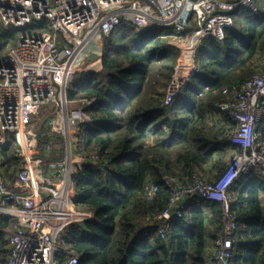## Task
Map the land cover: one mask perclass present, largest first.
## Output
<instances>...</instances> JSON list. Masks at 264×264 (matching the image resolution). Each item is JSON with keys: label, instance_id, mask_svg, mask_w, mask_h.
Masks as SVG:
<instances>
[{"label": "trees", "instance_id": "trees-1", "mask_svg": "<svg viewBox=\"0 0 264 264\" xmlns=\"http://www.w3.org/2000/svg\"><path fill=\"white\" fill-rule=\"evenodd\" d=\"M254 1L257 12L231 13L232 22L224 27L221 40L203 38L194 54L198 71L169 99L181 55L172 44L171 26L138 32L121 24L102 38L100 67L76 73L68 99L97 98L87 109L90 122L78 133L79 154L86 161L72 174L75 206L93 216L67 226L61 238L79 256L78 264L206 263L208 242L223 226L220 203L191 198L183 215L173 218L161 237L157 215L170 195L162 176L169 173L188 180L195 170L220 173L228 164L226 155L239 149L225 135L233 121L215 102L227 97L224 87L237 88L255 73L264 55V0ZM48 24L43 20L5 27L0 20V62L6 48L26 30L49 31ZM258 131L264 142V116ZM47 141L46 136L40 138L37 154L45 156ZM14 150L13 141L0 145L7 167L20 161ZM47 157L61 159L62 146ZM150 185L157 189L146 199L144 191ZM232 191L230 206L237 217L232 264H264V177L250 171ZM14 223L0 213V264L8 255L2 228ZM57 256L62 259L66 254Z\"/></svg>", "mask_w": 264, "mask_h": 264}, {"label": "built area", "instance_id": "built-area-1", "mask_svg": "<svg viewBox=\"0 0 264 264\" xmlns=\"http://www.w3.org/2000/svg\"><path fill=\"white\" fill-rule=\"evenodd\" d=\"M237 9L258 11L254 0H0V20L5 27L47 20L50 29L21 35L15 45L6 48L0 62V145L13 141L20 160L7 168L0 156V213L15 219L3 264L79 262L61 238L67 226L93 216L75 206L72 174L86 161L79 154L78 133L90 122L87 109L97 98L70 100L67 92L76 73L98 69L89 54L102 53L101 37L121 24L138 32L171 26L175 30L172 44L181 56L183 47L192 45V72L198 71L196 48L206 36L221 40ZM222 93L227 97L215 105L233 121L225 135L239 149L213 179L199 170L188 180L164 174L162 181L170 195L157 215L161 221L158 234L165 237L172 219L183 215L191 198L220 203L223 226L208 246L205 264H232L237 226L230 206L235 197L232 187L250 171L264 177V142L258 131L264 116V55L255 73L237 88L224 87ZM48 109L52 110L45 118L47 131H35V120ZM42 136L48 138L45 156L37 154ZM58 146L63 148V157L48 158ZM156 189V185L148 186L144 197L151 199ZM58 253L66 256L59 259Z\"/></svg>", "mask_w": 264, "mask_h": 264}, {"label": "bare ground", "instance_id": "bare-ground-1", "mask_svg": "<svg viewBox=\"0 0 264 264\" xmlns=\"http://www.w3.org/2000/svg\"><path fill=\"white\" fill-rule=\"evenodd\" d=\"M192 55V45H185L182 50V56L179 59V65L177 68L175 79L171 85L172 91L177 90L192 73ZM99 64H101L100 58L96 59L93 62V66H98Z\"/></svg>", "mask_w": 264, "mask_h": 264}, {"label": "rangeland", "instance_id": "rangeland-1", "mask_svg": "<svg viewBox=\"0 0 264 264\" xmlns=\"http://www.w3.org/2000/svg\"><path fill=\"white\" fill-rule=\"evenodd\" d=\"M41 32H43V30H36V29H34V30H26V32H25V34H40ZM102 38L103 37H101V39H100V41L102 42ZM181 56V55H180ZM179 59H180V57H179ZM179 59H178V62H179ZM178 65L179 64H177V66H176V70H175V74H174V76H173V78L175 77V75H176V71H177V67H178ZM187 80V79H186ZM185 80V81H186ZM184 81V82H185ZM180 88V87H179ZM178 88V89H179ZM177 89V90H178ZM174 92V91H173ZM172 91L170 92V89H169V92H168V96H167V98L169 97V96H171V95H173V94H175L177 91H175V93H173ZM170 98V97H169ZM50 110H52V109H48V110H46V112L44 113V114H39V116L37 117V119L35 120V124H34V130L35 131H41V132H46L47 131V129H46V127H45V118H46V115L48 114V112L50 111ZM43 137V136H42ZM233 153V152H232ZM231 152L230 153H228V155H226V157H225V161H226V163H227V161H229V159H230V157H231V154H232ZM7 167V166H6ZM8 168V167H7ZM8 174H10L11 175V173H8ZM205 174H206V176L208 177V178H210V179H213V178H215L218 174H219V172L218 171H216V170H213V171H207V172H205ZM208 246H211V242H208Z\"/></svg>", "mask_w": 264, "mask_h": 264}, {"label": "crops", "instance_id": "crops-1", "mask_svg": "<svg viewBox=\"0 0 264 264\" xmlns=\"http://www.w3.org/2000/svg\"><path fill=\"white\" fill-rule=\"evenodd\" d=\"M100 65L101 64H99L96 68H99L100 67ZM178 68V67H177ZM177 72V71H176ZM174 79H175V77L173 78V81H174ZM173 81H172V83H173ZM172 83H171V85H172ZM171 85H170V92L172 91L171 90ZM173 92V91H172ZM173 93H175V91L173 92ZM6 217H8V216H6ZM8 218H13V217H8ZM14 219V218H13ZM14 225V224H13ZM12 228H13V226H11V227H3L2 229L6 232V241H7V238H8V234L10 233V231L12 230ZM210 247V246H209ZM211 248V247H210ZM7 249H8V251H9V245H8V241H7ZM211 250V249H210Z\"/></svg>", "mask_w": 264, "mask_h": 264}, {"label": "water", "instance_id": "water-1", "mask_svg": "<svg viewBox=\"0 0 264 264\" xmlns=\"http://www.w3.org/2000/svg\"><path fill=\"white\" fill-rule=\"evenodd\" d=\"M89 58L90 59H94V60H96V59H98V58H102V53H90L89 54Z\"/></svg>", "mask_w": 264, "mask_h": 264}]
</instances>
